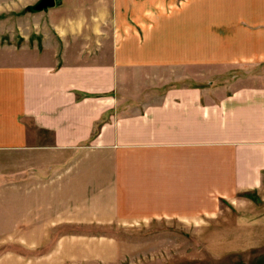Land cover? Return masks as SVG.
Segmentation results:
<instances>
[{
	"label": "crops",
	"instance_id": "0c3cea01",
	"mask_svg": "<svg viewBox=\"0 0 264 264\" xmlns=\"http://www.w3.org/2000/svg\"><path fill=\"white\" fill-rule=\"evenodd\" d=\"M37 1H0L16 15L0 23V151L49 148L70 153L55 165L101 170L86 208L102 223L255 198L264 213V0H61L17 14ZM142 71L178 73L119 100Z\"/></svg>",
	"mask_w": 264,
	"mask_h": 264
},
{
	"label": "rangeland",
	"instance_id": "374dc122",
	"mask_svg": "<svg viewBox=\"0 0 264 264\" xmlns=\"http://www.w3.org/2000/svg\"><path fill=\"white\" fill-rule=\"evenodd\" d=\"M8 16L14 20L16 15L0 13V23ZM10 43L0 37V47ZM189 72L193 83L200 71ZM141 73L137 79L126 75L115 92L119 100L128 104L137 93L163 92L165 86L155 87L150 80L161 85L167 74L176 78L178 72ZM29 133L37 136L32 129ZM48 142V135L41 136L39 144ZM57 153L49 148L0 151V264H264V213L257 198L240 207L222 201L214 212L201 215L102 223L86 208L101 170L55 165L70 157Z\"/></svg>",
	"mask_w": 264,
	"mask_h": 264
},
{
	"label": "water",
	"instance_id": "95a60500",
	"mask_svg": "<svg viewBox=\"0 0 264 264\" xmlns=\"http://www.w3.org/2000/svg\"><path fill=\"white\" fill-rule=\"evenodd\" d=\"M55 6V0H38L34 5L25 8V12L35 13L45 11Z\"/></svg>",
	"mask_w": 264,
	"mask_h": 264
}]
</instances>
